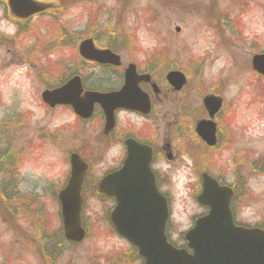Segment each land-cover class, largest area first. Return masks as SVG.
Here are the masks:
<instances>
[{"label": "rangeland", "instance_id": "374dc122", "mask_svg": "<svg viewBox=\"0 0 264 264\" xmlns=\"http://www.w3.org/2000/svg\"><path fill=\"white\" fill-rule=\"evenodd\" d=\"M72 1H67L62 18H38L23 30H17L0 2V130L16 154L33 160L27 167L34 170L38 193L17 198L20 202L10 206L0 198V264H143L138 259L130 263L119 259L130 244L109 221L114 203L92 190L83 194L87 238L72 246L58 234L62 223L56 188L66 182L70 152L88 142L76 116L67 109L49 112L41 94L73 71L64 72L60 64L78 60V39L92 37L100 25L107 36L110 33L104 43L113 40L124 62L142 61L161 50L165 68L161 78L168 69L195 77L191 68L199 62L197 107L202 108L201 98L214 84H222L227 118L233 119L242 140L240 160H228L219 149L210 156L197 145L191 152L182 150L175 163L161 162V190L171 212L170 241L185 246L183 235L206 214L194 196L200 191L197 173L201 169L227 183L244 180L246 189L236 199V223L264 229V173L256 171L264 163V79L251 67L252 57L264 52V0H138L127 5L117 0ZM216 17H222L224 27L216 24ZM122 32L132 36L131 50L124 47ZM120 118L122 125L134 120L126 115ZM46 132L55 139L42 142L40 136ZM105 161L99 165L100 160H93L96 171L113 162ZM29 204L31 211L24 207Z\"/></svg>", "mask_w": 264, "mask_h": 264}, {"label": "flooded vegetation", "instance_id": "af4514ba", "mask_svg": "<svg viewBox=\"0 0 264 264\" xmlns=\"http://www.w3.org/2000/svg\"><path fill=\"white\" fill-rule=\"evenodd\" d=\"M32 1L41 7L40 12L34 17L27 19L24 25L19 24V26H24V29L29 28L30 22L38 18H62L65 15V11H67V1L74 2L72 0H55L54 4L47 0ZM87 1L96 2L97 0ZM135 1L138 0L131 2L134 3ZM0 2L5 5L6 10L8 0H0ZM98 9L100 10L101 7ZM218 19L221 20L222 17ZM101 27L100 25V29L91 34L95 47L99 50H110L119 55L121 62L117 65L87 60H70L65 65L60 64L61 70L65 72L73 69V71L65 75L64 79H61V83L56 87L48 88L44 86L45 88H43L44 91L42 92L43 94L47 90L51 91L61 88L71 79L79 77L83 89L81 99H85V94L91 92L102 94L119 93L126 85L125 75L127 70L131 66L135 67V70L132 71L131 85L128 87V90H131V95H128L127 103L123 105L125 108H117L114 112L115 126L111 130H106L105 114L102 107L98 104H96L91 118L83 119L76 116V121L81 126L88 142L86 147L81 150L70 152V155L71 153L79 154L89 167L82 192L92 190L96 195L99 194L98 185L101 179L121 169L129 154L127 143H130L132 148L135 144L151 149V169L155 175L157 189L160 193L162 188L161 162L175 163L182 157V150L191 152L198 147L197 145H200L206 152L211 153L210 156H213L219 149L222 153L229 156L228 160L242 159L243 151L240 147L242 140L237 134L233 119L227 118L228 108L224 95L221 94V92H225L222 84H214L211 87V91L205 96L200 93L203 96L201 98L202 108L199 109L196 95L197 85L199 86L197 68H191L194 71L193 73L196 74L195 77L194 75L191 76L189 72L168 69L166 72L163 71L161 78V69H165L161 63V50L153 51L150 56H147L142 61L131 60L124 62L121 54L110 43L112 40L104 43L106 41L104 37L110 38V36L102 34ZM124 47L128 50L132 49L130 45H125ZM162 62L165 63V60H162ZM173 71L185 75L186 82L184 86L179 87L169 82L167 75ZM41 76L44 75L41 74L39 77L42 78ZM95 81L98 83L96 84ZM209 97L220 99L221 108L219 111L209 110L206 106V100ZM42 104L45 108H48L49 112L67 109L74 114L71 107L57 106L49 108L44 103ZM121 115H126L134 120L122 125L124 122L121 121ZM201 121H210L215 124L216 145L214 147H209L197 135L196 128ZM161 126H164L162 133ZM96 135H98V139H96ZM43 139L53 141L55 138L53 134L46 132L40 136L42 142H44ZM7 143H9L8 146ZM168 155L172 156V161L168 159ZM93 160H100L99 165H104L107 162L105 160H113V162L104 169L96 171ZM32 164H34L33 160H27V157L21 158L20 155L16 154L15 147L12 150L9 138L0 130V198L9 206L20 202V200L17 201V198L20 199L22 196L34 197L38 195L34 170L27 167ZM69 176L70 170L67 172L64 186ZM237 185L239 187L240 184L238 183ZM64 186L56 188V200H58L57 196ZM232 187L234 190H238L234 183H232ZM48 188L55 189V186L48 185ZM24 207L29 208L28 210L31 211L33 205H24ZM23 212L25 213L24 210Z\"/></svg>", "mask_w": 264, "mask_h": 264}, {"label": "water", "instance_id": "95a60500", "mask_svg": "<svg viewBox=\"0 0 264 264\" xmlns=\"http://www.w3.org/2000/svg\"><path fill=\"white\" fill-rule=\"evenodd\" d=\"M9 5L21 18L40 11V7L29 0H10ZM80 53L86 59L101 63L119 61V57L108 51L95 50L91 40L82 43ZM131 68L126 75L125 88L119 93H88L81 99V82L75 78L56 91L46 92L43 100L51 107L71 106L82 118L90 117L94 104L98 103L105 112L106 130L109 131L115 123L114 111L125 108L123 105L131 95L128 90L132 82ZM253 68L264 76V54L253 58ZM180 77L183 78L179 73H171L168 79L172 85L180 87L183 84ZM206 105L216 112L221 102L209 98ZM214 126L202 121L197 127L198 134L211 146L216 143ZM127 145L129 154L123 168L101 181L100 192L115 198L117 205L110 213V220L118 234L138 249L145 264H264V230L236 226L230 206L233 190L220 186L207 174H203V190L197 202L207 207L208 213L197 219L193 229L184 236L191 252L174 247L166 236L170 211L167 199L156 188L150 169L151 152L135 144L133 148ZM70 163V179L59 194L61 217L66 239L81 243L86 237L81 221V190L87 165L76 154L71 156Z\"/></svg>", "mask_w": 264, "mask_h": 264}, {"label": "trees", "instance_id": "16d2710c", "mask_svg": "<svg viewBox=\"0 0 264 264\" xmlns=\"http://www.w3.org/2000/svg\"><path fill=\"white\" fill-rule=\"evenodd\" d=\"M80 38H83V37H80ZM259 165H261L262 168H260L259 170H256V171H258L260 173H264V163H262V164L260 163ZM253 168L255 169V167H253ZM240 185L242 186V190L244 191L246 189L245 182L244 181L240 182ZM238 198H239V195L237 196V199ZM241 199H242V197H241ZM58 234L60 235V238L63 239L62 233L59 232ZM122 257L126 258L124 261H127V263L133 262L136 258H138L137 251L134 247H131L128 252L122 254Z\"/></svg>", "mask_w": 264, "mask_h": 264}]
</instances>
